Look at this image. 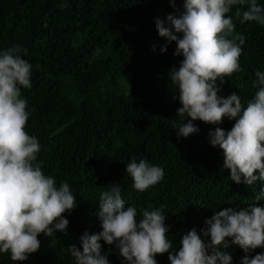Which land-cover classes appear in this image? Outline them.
Instances as JSON below:
<instances>
[{"label":"trees","instance_id":"obj_1","mask_svg":"<svg viewBox=\"0 0 264 264\" xmlns=\"http://www.w3.org/2000/svg\"><path fill=\"white\" fill-rule=\"evenodd\" d=\"M0 0V264H264V0Z\"/></svg>","mask_w":264,"mask_h":264},{"label":"rangeland","instance_id":"obj_2","mask_svg":"<svg viewBox=\"0 0 264 264\" xmlns=\"http://www.w3.org/2000/svg\"><path fill=\"white\" fill-rule=\"evenodd\" d=\"M160 12L166 15L168 22H169V32L176 31V18L174 14V10L171 8L170 0H162V4L160 7Z\"/></svg>","mask_w":264,"mask_h":264}]
</instances>
